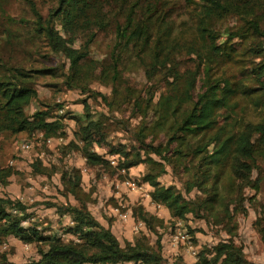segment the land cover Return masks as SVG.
<instances>
[{"label":"rangeland","instance_id":"374dc122","mask_svg":"<svg viewBox=\"0 0 264 264\" xmlns=\"http://www.w3.org/2000/svg\"><path fill=\"white\" fill-rule=\"evenodd\" d=\"M229 1V7L224 5L226 10L220 12H203L202 0L70 1L66 16L70 21L71 36L76 34L70 43L82 47L89 35L95 33L88 57L79 68L80 85L70 87L65 83L64 75L69 61L58 42L50 41L38 29L33 10L34 6L46 18L56 8L58 0H0V74L6 65L20 66L25 70L53 68L47 73H33L38 97L31 101L25 112L31 117L36 110L48 105L51 108L49 119L60 118L64 123V135L60 136H46L40 129L0 131V175L7 176L6 181L0 177V198L10 199L12 203L20 201L25 206V209L15 204L7 207L13 215L20 216L23 226L35 227L43 235L59 236L65 241H78V235L69 229L74 225L71 215L62 213L65 204H81L72 192L77 182L78 193L89 210L112 229L122 244L127 240L134 242L144 234L151 244H155L159 236L165 258L162 264H192L199 258L201 250L212 248L232 235L235 242L243 246L244 254L251 262L264 264V158L258 160L259 167L252 173V182L241 185L244 200L233 221L225 219L217 223L193 212L185 218L175 217L165 204L151 198L153 187L143 179L150 165L141 163L127 170L118 165L119 154L112 150L120 144L130 149H140L144 144L157 146L160 153L151 155L167 168L158 178L160 182L176 187L188 199L203 198L205 195L198 187L186 191L185 182L192 177L184 172L182 164L174 168L172 163L160 159L164 156L173 159L164 150L167 134L161 130L150 132L156 117L152 106L144 107L151 93L156 103L167 89L174 95L183 94V85L177 83L169 88L167 84L165 88L163 72L156 75L158 83H154L155 78L153 82L149 81L144 60L150 61V53H139L137 47H129L122 54L119 82L122 94H127L125 88L129 87L136 95H141V100L135 103L125 95L116 98L111 81L106 82L108 73L101 75V70L111 61L116 25L125 20L129 8L136 2L137 15L147 13V9H156L153 28L163 30L167 27L164 31L168 37L167 47L171 59L179 62V73L195 70L202 62L194 87L195 95L212 80L221 77V73L236 75L241 68L263 63V58L255 54L257 37L241 35L226 45L234 46L226 67L216 72L204 64L203 40L197 27L203 14L207 25L221 36V41L230 35V30L239 31L244 27L245 18L259 19L264 29V0ZM54 24L62 36L70 38L61 26L60 17L54 19ZM100 93L107 95L112 103H106ZM123 99L127 100L120 103ZM234 100L235 112L243 117V121L259 119L262 111L253 107L246 97ZM139 106L144 108L139 109ZM236 114L225 107L216 111L214 122L203 137L204 143L210 142L209 150L222 145L234 133L232 122ZM88 118L100 120L103 124L97 141L89 150L107 160V164H92L85 153L78 130L79 123ZM24 142H29V146L23 145ZM145 150L143 148V154ZM140 205L161 218L163 224L155 220L156 229L147 228L145 222L134 215V209ZM231 228L233 231L229 233ZM180 232L186 233V237L183 238ZM41 244L24 241L13 234H0V264L37 260L40 248H46V244Z\"/></svg>","mask_w":264,"mask_h":264},{"label":"trees","instance_id":"16d2710c","mask_svg":"<svg viewBox=\"0 0 264 264\" xmlns=\"http://www.w3.org/2000/svg\"><path fill=\"white\" fill-rule=\"evenodd\" d=\"M70 1L72 0H58L56 8L46 18L34 6L33 10L38 29L50 41H57L68 59V69L64 70L65 83L73 87L80 85L79 68L81 62L88 57L95 33L89 35L82 47L77 48L70 43L76 35L73 33L71 36L70 21L66 16ZM136 3L129 8L125 20L116 25V42L111 61L101 70V75L108 73L105 79L106 82L111 81L116 98L125 95L134 99L135 103L141 100V95H136V92L129 87L125 88L127 94H122L119 82L122 54L129 47H137L139 53L146 51L150 53V61H145L142 57L149 81L153 82L156 75L163 72L165 88L167 84L169 88L177 83L183 85V94L174 95L168 93L167 89L161 93L156 103L153 102L154 95L151 93L144 107L152 106L156 117L150 132L161 130L167 134L164 150L173 159L166 156L160 159L172 163L174 168L182 164L184 172L192 177L185 182L186 191L190 192L194 187H198L205 196L188 199L176 187L165 186L160 182L158 178L167 171V168L151 155V153H160L157 146L144 144L140 149H130L120 144L118 148L112 150L119 154L118 165L128 170L138 164L148 163L150 168L143 179L153 187L151 198L155 202L165 204L175 217L185 218L188 213L193 212L208 219L212 218L217 223H222L225 219L233 221L238 206L244 200L241 185L252 182V173L259 167L258 160L264 158V80L262 79L264 77V29L259 19L245 18L246 23L239 29L240 32L230 30V35L221 41V36L207 25V19L203 18V14L197 27L203 40L202 49L206 66L216 69V72L226 67L234 51V46L230 44V47H226V45L241 35L257 37L258 40L254 46L255 54L263 58V63L241 68L236 75L221 73V77L218 76L212 80L202 92L195 95L194 87L197 74L202 69V62L198 63L195 70L188 71L186 74L179 73V62L171 59L167 47L168 37L164 32L167 27L163 30L153 28L156 23L153 20L156 9H147V13L137 15L138 4ZM224 5L229 7L230 1L202 0L201 7L203 12H220L226 10ZM244 11H247L246 7ZM57 17H60L61 26L70 38L62 36L56 30L54 19ZM163 22L167 23L165 18ZM52 69L25 70L20 66H5L0 74V131L19 132L40 129L46 136L64 135L63 121L60 118L49 119L51 108L48 105L45 109L36 110L31 117L25 112V108L31 101L38 97L37 89L33 85V73H47ZM156 80L154 83L159 82V79ZM99 95L106 103H112L107 95L103 93ZM240 96L246 97L253 107L262 111L258 120L243 121V117L236 114L234 99ZM125 100L127 99H123L120 103ZM144 107L139 106V109ZM223 107L236 114L232 122L234 133L228 136L222 145L209 150L210 142L204 143V133L214 122L216 111ZM102 128L103 124L100 120L88 118L85 122L79 123L78 135L84 141L85 153L92 164L108 163L99 154L89 150V147L97 141V135ZM144 136L145 134L142 135ZM143 140L141 138V142ZM143 148H146L144 154ZM0 177L6 181V174ZM75 183V189L72 188V192L81 200V204H65L62 206V213L71 215L74 225L69 229L78 235V241H65L59 236L43 235L35 227L23 226L20 216L13 215L7 207L15 204L25 209V206L20 201L12 203L10 199L0 198V234H13L24 241L46 244V248L42 247L39 250V259L23 264H120L125 262L162 264L164 262L159 236L155 244H151L145 234L137 237L134 242L127 240L122 244L112 229L102 224L92 214L87 203L82 200V195L78 193L79 184ZM134 215L145 222L150 230L156 229L155 220H158L160 225L163 224L161 218L149 213L141 205L134 209ZM232 231V228L229 229V233ZM232 236L220 241L212 248L201 250L199 258L192 264H255L245 256L243 246L237 244ZM262 238L264 240L263 230Z\"/></svg>","mask_w":264,"mask_h":264},{"label":"built area","instance_id":"2783aa9c","mask_svg":"<svg viewBox=\"0 0 264 264\" xmlns=\"http://www.w3.org/2000/svg\"><path fill=\"white\" fill-rule=\"evenodd\" d=\"M23 145H25L26 147L27 146H29V142H24V144ZM0 187H2V183L0 182ZM180 235L184 238V237H186V233H184V232H180Z\"/></svg>","mask_w":264,"mask_h":264},{"label":"crops","instance_id":"0c3cea01","mask_svg":"<svg viewBox=\"0 0 264 264\" xmlns=\"http://www.w3.org/2000/svg\"><path fill=\"white\" fill-rule=\"evenodd\" d=\"M120 264H124V263H120Z\"/></svg>","mask_w":264,"mask_h":264}]
</instances>
